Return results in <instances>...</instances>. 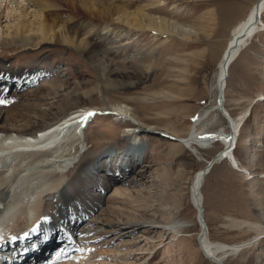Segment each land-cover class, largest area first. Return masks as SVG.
<instances>
[{
	"label": "rangeland",
	"instance_id": "obj_1",
	"mask_svg": "<svg viewBox=\"0 0 264 264\" xmlns=\"http://www.w3.org/2000/svg\"><path fill=\"white\" fill-rule=\"evenodd\" d=\"M73 1L63 13L60 11L50 20L57 28L61 26L77 33L82 44L77 50H67L59 40L42 45L45 48L38 54V50H23L19 46L0 47V67L21 69L35 62L51 70L34 84L26 83L21 88L0 87V90L6 88L0 99L3 101L1 111L6 114L13 106L25 115L37 113L53 123L58 115L74 109L97 110L100 113L92 115L96 119L85 132L87 152L78 157L90 159L116 141L127 125L109 124L106 120L112 116L107 111L121 103L129 105L135 118L157 130L143 136L146 153L143 159L131 162L134 168L126 178L131 181H110L109 186L96 191L102 200L89 218H94L98 225H111L117 221L121 226H127L155 221L166 223L172 217L184 220L188 228L179 237L146 226L132 227L133 232L128 234L123 233L127 229L119 226H107L112 230L105 234L98 233L104 228L95 229L96 247L85 252L87 255L83 252L85 258L82 256L80 261L96 264L99 260L115 264H209L200 250L199 226L186 189L190 178L221 145L202 150L201 157L195 158L178 145L177 137L187 134L193 117L207 105L206 85L214 80L231 29L245 17L253 0ZM106 4H109V10L104 8ZM133 12L149 19L161 18L169 25L161 31L156 24L131 19ZM93 13L98 15L99 21L103 20L95 29L88 25L94 20ZM108 27L113 30L108 31ZM121 32L127 35L120 38ZM262 65L264 28L229 70L227 90L230 99L236 96L253 98L260 93L261 96L255 99L254 102L259 101L240 130L234 150L239 164L245 169H237L223 161L206 176L202 194L211 241L232 244L250 236L244 230L224 228L225 217L258 218L264 224V78L257 73ZM52 84H57L55 87L64 95H54L52 90L48 93ZM73 93H80L83 99L75 104ZM19 94H24L21 99H17ZM245 104L235 106L230 102L227 108L236 115ZM43 108L47 111L42 114L39 111ZM220 124L226 127L223 118ZM144 134L137 137L142 138ZM183 158L191 162L190 168L182 164ZM146 164L151 165V170H146ZM114 185L123 190L124 200L115 199ZM112 212L115 217L111 216ZM84 223L89 224L88 219ZM97 224L92 222L87 227ZM259 241L254 250L241 252L238 257H228L224 264H241L238 258L244 254L245 263L242 264H264V238L259 237ZM97 250L105 252L93 255ZM74 253L77 254L76 250L66 260L73 261Z\"/></svg>",
	"mask_w": 264,
	"mask_h": 264
},
{
	"label": "bare ground",
	"instance_id": "obj_2",
	"mask_svg": "<svg viewBox=\"0 0 264 264\" xmlns=\"http://www.w3.org/2000/svg\"><path fill=\"white\" fill-rule=\"evenodd\" d=\"M71 2L72 0H0V47L19 46L23 50H38V54L45 48L42 45L59 40L67 50H77L82 45L77 33L69 28H57L56 24H52L53 20H50L51 16L60 11L63 13L71 6ZM104 8L109 10V4ZM133 14L131 19L139 23L144 20L156 24L161 31L169 25L161 18L149 19L139 12ZM263 14L264 0H253L245 17L231 29L217 63L214 80L206 85L208 103L193 117L187 134L177 137L178 145L195 158L201 157L202 150L216 144L221 145L216 154L208 158L204 166L190 178L186 189L187 199L195 210L199 226L200 250L209 264H224L228 257H238L241 252L249 253L260 244L259 237L264 238V224L258 218L225 217V222L222 223L224 228L244 230L250 236L232 244L211 241L204 217L207 215L206 202L202 194L206 176L216 164L227 161L232 167L240 170L244 168L235 157L234 150L240 130L252 113L255 103L259 101L257 99L254 102L255 99L261 93L253 98L241 99L236 96L230 99L227 81L233 62L264 28ZM92 15L94 20L89 21L88 25L95 29L101 26L100 22L103 20L99 21L95 13ZM107 30L113 28L108 27ZM87 33L88 31L85 32ZM126 35L127 33L121 32L119 37L124 38ZM50 71L35 62L21 69L8 70L0 67V87L10 85L21 88L26 83L34 84ZM257 73L264 78V65ZM55 86L57 84H52L47 92L52 90L54 95H64ZM5 89L1 88L0 99L4 97ZM23 95L19 94L17 99H21ZM30 96H33L31 92ZM72 98L75 104L83 99L80 93H73ZM230 102L235 106L244 102L246 104L238 114L233 115L227 108ZM1 110L0 108V264H96L92 260L84 263L80 259L85 256V252L96 247L97 232L95 234L94 230L104 228L98 233H110L112 228L107 226L127 229L124 234L132 233L130 228L140 226L160 228L163 233H172L176 237L186 232L188 225L185 221L172 217L166 223L155 221L127 226H121L117 221L111 222V225H98L99 222H95L94 218H89L102 200L101 194L96 191L109 186L110 181H125L134 168L133 163L139 158L143 159L146 153L147 144L143 136L157 130L155 126L144 124L135 118L129 105L121 103L107 111L112 116L109 117L110 120H106L109 124L127 123V127L116 141L90 159L87 156L78 157L87 152L85 132L96 119L92 115L97 114V110L74 109L58 115L53 123L44 120L37 113L25 115L13 106L8 108L6 114ZM46 111L43 108L39 112ZM221 118L225 120L226 127L220 124ZM140 133H145L142 138L137 137ZM181 162L185 168L191 167L188 159L183 158ZM146 165V170H151V165ZM163 181H166L164 177ZM113 187L115 199L124 200L125 197L121 195L123 190L115 185ZM47 204L49 205L45 207ZM113 214L114 212L111 216ZM87 219L89 224L94 222L97 225L87 227L89 224L84 223ZM76 233L83 234L78 237ZM13 239L18 245L8 248L11 243L9 240ZM74 250L77 252L72 256L74 262L67 261ZM99 251L105 252L97 250L93 255L96 256ZM243 256L246 254L238 258V263H245ZM75 260L78 262L75 263ZM99 261V264H115L106 260Z\"/></svg>",
	"mask_w": 264,
	"mask_h": 264
},
{
	"label": "snow or ice",
	"instance_id": "obj_3",
	"mask_svg": "<svg viewBox=\"0 0 264 264\" xmlns=\"http://www.w3.org/2000/svg\"><path fill=\"white\" fill-rule=\"evenodd\" d=\"M0 103H3V101H2V100H0Z\"/></svg>",
	"mask_w": 264,
	"mask_h": 264
},
{
	"label": "water",
	"instance_id": "obj_4",
	"mask_svg": "<svg viewBox=\"0 0 264 264\" xmlns=\"http://www.w3.org/2000/svg\"><path fill=\"white\" fill-rule=\"evenodd\" d=\"M97 113H100V112H97ZM207 169V168H206Z\"/></svg>",
	"mask_w": 264,
	"mask_h": 264
}]
</instances>
